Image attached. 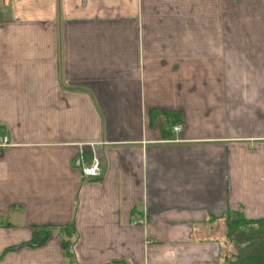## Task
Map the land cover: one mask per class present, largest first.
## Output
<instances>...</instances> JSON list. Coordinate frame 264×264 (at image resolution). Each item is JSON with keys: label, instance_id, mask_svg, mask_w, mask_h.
I'll use <instances>...</instances> for the list:
<instances>
[{"label": "crops", "instance_id": "obj_1", "mask_svg": "<svg viewBox=\"0 0 264 264\" xmlns=\"http://www.w3.org/2000/svg\"><path fill=\"white\" fill-rule=\"evenodd\" d=\"M3 134L0 264H222L209 217L264 218V0H0Z\"/></svg>", "mask_w": 264, "mask_h": 264}, {"label": "trees", "instance_id": "obj_2", "mask_svg": "<svg viewBox=\"0 0 264 264\" xmlns=\"http://www.w3.org/2000/svg\"><path fill=\"white\" fill-rule=\"evenodd\" d=\"M162 113L163 123L169 124V127L180 119L178 112L165 110ZM86 158L89 159L90 156ZM220 218L225 227L221 243L227 248L221 255L222 264H264V218H247L240 207L228 209L221 216L211 215L209 220ZM52 230L53 226H36L32 236L20 245H40L46 241ZM61 230L66 234L62 238L64 251L73 254L75 239L71 234L75 231L74 223L61 226Z\"/></svg>", "mask_w": 264, "mask_h": 264}, {"label": "built area", "instance_id": "obj_3", "mask_svg": "<svg viewBox=\"0 0 264 264\" xmlns=\"http://www.w3.org/2000/svg\"><path fill=\"white\" fill-rule=\"evenodd\" d=\"M176 129H180V125L175 126ZM10 142L9 136L3 134L0 136V152L3 147ZM74 164L79 166L84 178H90L94 176H100L103 173V167L100 159L94 155L87 159L82 154H79L74 158Z\"/></svg>", "mask_w": 264, "mask_h": 264}, {"label": "rangeland", "instance_id": "obj_4", "mask_svg": "<svg viewBox=\"0 0 264 264\" xmlns=\"http://www.w3.org/2000/svg\"><path fill=\"white\" fill-rule=\"evenodd\" d=\"M215 225L212 227V234H214L219 241L223 239V236L225 235V227L223 226V222L221 221H216L214 223ZM224 251H227L226 247H223L222 243L220 242V250L219 254L222 255Z\"/></svg>", "mask_w": 264, "mask_h": 264}]
</instances>
